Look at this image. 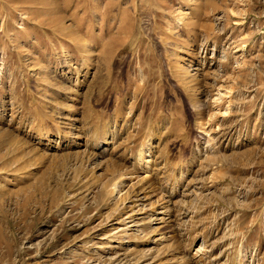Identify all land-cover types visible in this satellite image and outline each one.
Here are the masks:
<instances>
[{
    "label": "rangeland",
    "instance_id": "rangeland-1",
    "mask_svg": "<svg viewBox=\"0 0 264 264\" xmlns=\"http://www.w3.org/2000/svg\"><path fill=\"white\" fill-rule=\"evenodd\" d=\"M0 264H264V0H0Z\"/></svg>",
    "mask_w": 264,
    "mask_h": 264
},
{
    "label": "bare ground",
    "instance_id": "bare-ground-1",
    "mask_svg": "<svg viewBox=\"0 0 264 264\" xmlns=\"http://www.w3.org/2000/svg\"><path fill=\"white\" fill-rule=\"evenodd\" d=\"M104 149H106V148H104ZM104 149H103V151H104ZM106 151H107V150H106ZM101 154H102V153H101ZM151 156H152V155H151ZM147 157H148V156H147ZM147 157H146V159H147ZM149 157H150V156H149ZM150 158H151V157H150ZM150 158H149V160H148V159H147V160L145 159L146 162H147V161H150ZM145 160H144V161H145ZM151 160H152V159H151ZM147 163H148V162H147ZM149 163H150V162H149ZM143 179H144V178H143ZM159 219H160V218H159ZM161 221H163L162 217H161ZM161 221H158V222H161ZM156 222H157V221H156ZM162 223H163V222H162ZM158 224H160V223H158ZM158 226H159V225H158ZM162 226H163V225H162ZM159 227H160V226H159ZM155 228H156V227H155Z\"/></svg>",
    "mask_w": 264,
    "mask_h": 264
}]
</instances>
